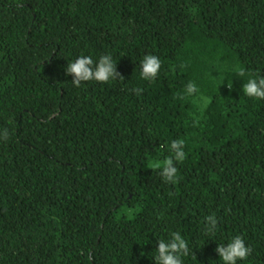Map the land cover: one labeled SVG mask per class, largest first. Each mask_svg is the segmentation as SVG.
<instances>
[{"label":"trees","instance_id":"obj_1","mask_svg":"<svg viewBox=\"0 0 264 264\" xmlns=\"http://www.w3.org/2000/svg\"><path fill=\"white\" fill-rule=\"evenodd\" d=\"M105 54L124 79L75 87L68 63ZM241 68L264 76V0H0V264H155L174 231L183 264H223L236 235L237 264H264V100ZM176 139L172 184L150 162Z\"/></svg>","mask_w":264,"mask_h":264},{"label":"clouds","instance_id":"obj_2","mask_svg":"<svg viewBox=\"0 0 264 264\" xmlns=\"http://www.w3.org/2000/svg\"><path fill=\"white\" fill-rule=\"evenodd\" d=\"M141 78L145 81H154L157 79L160 69L161 61L155 55H145L140 61ZM66 74L72 76V83L79 88L82 84L95 81L97 83L108 84L110 81L117 79H124V77L117 71L116 63L110 54L101 55L98 61H94L90 56H79L73 62L68 63L64 70ZM237 75L245 77L248 75L247 82L242 85V91L245 96L254 100H264V76L256 77L247 74L245 69L238 70ZM227 87L231 89L232 85L228 83ZM133 91L140 95L142 89L135 88ZM199 90L195 83L189 82L186 85V95L191 96ZM179 99L185 98L184 95H178ZM8 139L7 130H5L4 137ZM185 140L176 139L170 143L171 155L161 160H154L150 162V167L159 169L160 175L167 183H178V169L176 163H182L187 153L184 151ZM204 231L206 235H214L218 220L215 214L208 215L205 218ZM223 264H237L238 261L247 260L252 253V249L246 246L244 239L236 235L227 244H218L215 249ZM190 249L188 242L183 238L180 232L174 231L170 233L168 240H158L156 247V255L153 257L155 264H183V258L189 256Z\"/></svg>","mask_w":264,"mask_h":264}]
</instances>
